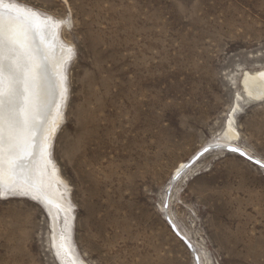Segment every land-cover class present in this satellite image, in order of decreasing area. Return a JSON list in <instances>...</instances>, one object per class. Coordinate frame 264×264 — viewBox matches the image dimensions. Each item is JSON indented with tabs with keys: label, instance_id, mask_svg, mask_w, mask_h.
I'll return each instance as SVG.
<instances>
[{
	"label": "rangeland",
	"instance_id": "rangeland-1",
	"mask_svg": "<svg viewBox=\"0 0 264 264\" xmlns=\"http://www.w3.org/2000/svg\"><path fill=\"white\" fill-rule=\"evenodd\" d=\"M15 1L71 49L50 156L80 264H264V168L211 145L239 93L235 143L264 163V100L242 86L264 70V0ZM51 230L0 194V264H61Z\"/></svg>",
	"mask_w": 264,
	"mask_h": 264
},
{
	"label": "bare ground",
	"instance_id": "bare-ground-1",
	"mask_svg": "<svg viewBox=\"0 0 264 264\" xmlns=\"http://www.w3.org/2000/svg\"><path fill=\"white\" fill-rule=\"evenodd\" d=\"M59 24L58 19L30 6L15 0H0V60L5 65V91L7 68L17 64L27 67L31 89L28 125L10 131L5 116L3 142L0 143V194L23 195L39 201L50 216L52 236L49 244L57 258L61 264H80L72 249L73 214L64 195L65 183L50 156L54 133L63 119L68 89L65 61L71 56L70 47L59 41ZM242 86L249 100H264V70L244 72ZM19 87L23 90V81ZM28 95L25 93L20 97L21 105ZM239 98L237 93L232 108L226 114L224 130L212 140L211 145L218 143L217 148L229 150V147H235L246 152L235 143L239 132L233 123ZM17 160H22V163L13 171L12 163ZM262 165L264 168L263 162ZM184 167L182 164L175 175Z\"/></svg>",
	"mask_w": 264,
	"mask_h": 264
},
{
	"label": "snow or ice",
	"instance_id": "snow-or-ice-1",
	"mask_svg": "<svg viewBox=\"0 0 264 264\" xmlns=\"http://www.w3.org/2000/svg\"><path fill=\"white\" fill-rule=\"evenodd\" d=\"M34 15H39L38 13H33ZM7 91H5V65L3 60H0V143L3 142V127L5 116H7V121L10 131L26 127L30 120V77L28 75V69L26 66H21L19 64L16 67L11 65L7 68ZM23 81L24 88L20 89L19 85ZM25 93L29 95L25 97L23 105H21L20 97L24 96ZM21 115L23 119H21ZM22 163V160L13 161L12 169ZM259 163V161H257Z\"/></svg>",
	"mask_w": 264,
	"mask_h": 264
},
{
	"label": "water",
	"instance_id": "water-1",
	"mask_svg": "<svg viewBox=\"0 0 264 264\" xmlns=\"http://www.w3.org/2000/svg\"><path fill=\"white\" fill-rule=\"evenodd\" d=\"M211 147L209 146H205L204 148H202L199 152H197L188 162L187 165H191L194 161H196L202 154H204L207 150H209ZM229 150H232L234 152H236L238 155L242 156L243 158H245L246 160H249L250 162H252L253 164H256L257 166H261L262 165V161H260L257 158H254L250 155H248L244 150L239 149V148H235V147H229ZM257 161H259V163H257ZM171 230L174 232V234L179 237L185 244L186 246L190 249L192 248L191 244L189 243L188 240H186L178 231L177 229L174 227V224H172V222L170 221V219H167ZM194 259L197 260V255L196 253H193ZM197 264V263H196Z\"/></svg>",
	"mask_w": 264,
	"mask_h": 264
}]
</instances>
